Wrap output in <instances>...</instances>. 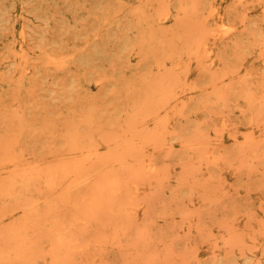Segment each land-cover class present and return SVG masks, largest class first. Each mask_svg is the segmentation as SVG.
I'll use <instances>...</instances> for the list:
<instances>
[{"label": "rangeland", "instance_id": "1", "mask_svg": "<svg viewBox=\"0 0 264 264\" xmlns=\"http://www.w3.org/2000/svg\"><path fill=\"white\" fill-rule=\"evenodd\" d=\"M0 264H264V0H0Z\"/></svg>", "mask_w": 264, "mask_h": 264}]
</instances>
